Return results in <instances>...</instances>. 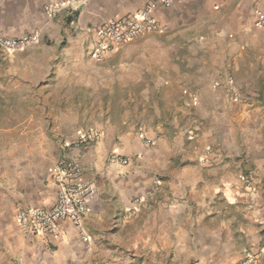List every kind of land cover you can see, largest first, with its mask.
Here are the masks:
<instances>
[{
    "label": "crops",
    "instance_id": "0c3cea01",
    "mask_svg": "<svg viewBox=\"0 0 264 264\" xmlns=\"http://www.w3.org/2000/svg\"><path fill=\"white\" fill-rule=\"evenodd\" d=\"M55 1L0 0L1 36L42 30L0 50V264L261 260L264 0H72L49 18ZM151 1L164 31L94 60L98 28ZM62 160L95 192L81 225L34 235L18 212L53 208Z\"/></svg>",
    "mask_w": 264,
    "mask_h": 264
},
{
    "label": "built area",
    "instance_id": "2783aa9c",
    "mask_svg": "<svg viewBox=\"0 0 264 264\" xmlns=\"http://www.w3.org/2000/svg\"><path fill=\"white\" fill-rule=\"evenodd\" d=\"M160 1L167 7L171 6L170 0ZM71 5L72 0H57L47 5V15L49 18H53L61 10ZM155 5L156 3L151 1L130 17L107 21L100 26L97 30L98 40L93 51L94 60L102 62L111 51L145 34L163 32L164 26L152 14ZM255 19L256 25L264 28V12L256 11ZM41 35V29L13 39L0 35V50L7 52L23 50L37 44ZM235 96L237 95L235 94ZM99 139L97 133L87 132L75 139L73 145L81 146ZM111 161L122 165L129 164L127 159L121 158L117 154L111 156ZM51 170L57 185V199L53 208L47 211L36 209L18 212L19 222L34 235L55 233L58 223L62 221H68L77 226L81 225L88 210V199L95 192L92 185L79 181L82 169L78 164L62 160L53 165ZM242 180L249 188H252L253 181L251 179L243 176ZM83 237L85 241H88L85 235ZM259 259L258 255H247L238 264H258Z\"/></svg>",
    "mask_w": 264,
    "mask_h": 264
},
{
    "label": "rangeland",
    "instance_id": "374dc122",
    "mask_svg": "<svg viewBox=\"0 0 264 264\" xmlns=\"http://www.w3.org/2000/svg\"><path fill=\"white\" fill-rule=\"evenodd\" d=\"M247 133H248V131H247ZM258 264H264V257L261 260H259Z\"/></svg>",
    "mask_w": 264,
    "mask_h": 264
}]
</instances>
